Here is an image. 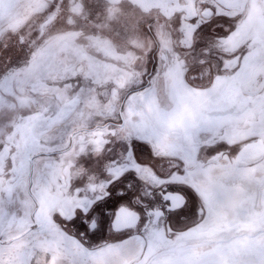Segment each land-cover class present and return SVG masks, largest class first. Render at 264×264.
<instances>
[{
    "label": "rangeland",
    "instance_id": "rangeland-1",
    "mask_svg": "<svg viewBox=\"0 0 264 264\" xmlns=\"http://www.w3.org/2000/svg\"><path fill=\"white\" fill-rule=\"evenodd\" d=\"M178 1L180 0H0V73L9 70L7 77L0 81V90L5 92L8 97L0 100V121L16 119L14 116L18 112L19 105L17 100H20V105H36L34 118L42 123L45 120L44 107L46 106L54 104L58 108L71 107L76 105L77 99L82 100L81 105L84 107L101 104V99H95L92 95L94 91L96 94L99 93L98 85H102L107 79L104 76H97L96 79H102V83L99 84L96 81L97 84L93 85L90 82L96 80L95 75H92L93 79L90 75L84 77L86 74L82 73L80 70L82 67L79 65L86 59V56L82 55V49L86 46L79 43L83 35L77 33V27L94 25L103 28L109 22L114 21L115 26L119 27L121 32H126L125 35L128 39L115 45V48L112 45H106L105 48L122 51L124 54L122 56L125 58H141L144 61L143 57L151 48V42L149 40L146 42L145 34L141 35L132 25L136 20L150 19L149 22H153V28L161 41L160 61L168 64L169 59L172 61L173 58V55L170 57L169 53L178 47V40L182 43L185 42L189 27L195 28L201 22L204 23V27H212L209 25L212 23L207 24L209 21L201 16V12L206 7L215 10V17H217H214L213 21L218 23L217 20L223 19L226 13L228 18L234 16L236 12H232V9L244 6L250 12L249 17L245 19L243 25L245 31L240 33L234 44L236 45V41L251 32L254 43L244 55L239 73L227 84L222 79H215L212 89L201 94L194 91L192 97L183 101L179 112L169 122V127L173 131H183L186 125H193L198 114L207 111L210 105L215 104L219 108V112L213 113V115L217 118L207 121L205 127L199 128V133L210 134L212 137L222 139L221 135L228 127L229 132L234 135L244 134L242 145L248 142L256 143L262 151L260 160L264 159V93L253 97L245 95L237 99L240 94V84L249 80L251 72L264 59V47L260 41V39L264 40V0H182L181 2H188V8L182 6V3L179 5ZM171 4L176 7L171 8ZM180 6L183 8L181 14L176 12L177 9L181 10ZM226 9L230 10L229 14ZM257 22L262 30H258V26H255L254 23ZM200 34L198 31V44L193 49V58L195 57L197 61L198 58L203 57L199 52L202 42ZM128 47H132L134 50L125 51L124 49H128ZM215 50L214 48L213 51ZM149 62L151 66L152 61L149 60ZM151 68L149 67V70ZM261 70L263 71V68ZM242 72L248 74L243 75ZM141 74L143 73L141 72ZM238 74L241 75V78L238 77ZM138 75H140V70H136L134 67V80L138 79ZM259 80L261 81L262 77L257 80L253 79L252 83L255 81L258 83ZM139 85L134 88L142 86V84ZM84 87H88L90 93L87 95L90 97L81 96L82 91H85ZM56 110L53 122H59L61 118L59 109ZM226 110L229 111L227 115L224 114ZM231 110L234 111L231 112ZM75 117L74 115V123L76 122ZM78 117L84 120V126L93 127L113 120L108 116L93 117L87 112ZM74 123L73 130L69 131L68 137L72 132H76L77 135L78 129L82 128ZM53 131V135H55V131L60 130L54 129ZM49 138H46V141L49 142H45L44 138L43 142L34 145L32 148L35 153H32L31 156V158L36 156L32 166L37 165L39 175L37 179L42 181V187L46 188L48 182H43V180L47 172L41 171L43 163L56 160L57 156L59 158L61 150L75 141V137L71 134L68 139L53 146ZM171 143V138L165 136L160 143L155 145L157 154L169 153ZM62 145L65 146L62 147ZM97 150L104 160L109 161L116 155L119 148L112 145V142H108L105 146L97 147ZM28 163L26 161L27 165L30 164ZM255 171L256 169L252 170V172ZM27 173L28 171L24 176L26 180L28 179ZM43 175L44 177L41 178L40 176ZM64 179L66 178L64 177ZM63 181V179L60 180L62 185L65 183ZM65 185L66 183L64 187ZM43 188L37 189L39 191L37 201L41 208L38 210L36 218L38 225L34 229L33 236L18 242L19 246L14 248L12 253H6L4 257L0 258V264H18L19 258L25 250L28 255L24 264H87L80 246L65 236L64 231H61L64 225L60 217L72 213L78 193H73L74 191L71 189L68 194V192L66 193L68 189H57L54 192L51 191L54 189ZM263 219L264 216L254 215L248 225L257 224ZM64 230L66 231L65 228ZM29 241L31 242L29 243ZM6 250L8 252L10 249L6 247ZM96 264H105L104 257L97 260Z\"/></svg>",
    "mask_w": 264,
    "mask_h": 264
},
{
    "label": "snow or ice",
    "instance_id": "snow-or-ice-1",
    "mask_svg": "<svg viewBox=\"0 0 264 264\" xmlns=\"http://www.w3.org/2000/svg\"><path fill=\"white\" fill-rule=\"evenodd\" d=\"M202 78L197 68L192 79ZM145 89L151 85L142 83L140 91ZM7 98L0 90V100ZM179 110L176 100L158 102L137 125L146 138L116 141L119 151L100 174L75 186L79 206L60 219L74 230L65 235L87 264L101 257L105 264H264V223L245 227L254 215L264 216V159L248 161L227 140L199 133L217 118L215 104L193 125L173 131L169 122ZM165 136L171 151L157 154L155 145ZM2 241L0 236V257ZM27 255L25 250L18 264Z\"/></svg>",
    "mask_w": 264,
    "mask_h": 264
},
{
    "label": "crops",
    "instance_id": "crops-1",
    "mask_svg": "<svg viewBox=\"0 0 264 264\" xmlns=\"http://www.w3.org/2000/svg\"><path fill=\"white\" fill-rule=\"evenodd\" d=\"M149 21L150 19L136 20L132 25L141 35L145 34V39L142 36L145 41L149 40L151 42V48L143 57L144 61L141 58H125L122 56L124 55L122 51L114 49L115 45L128 39L125 35L126 32H121V29L115 26L114 21L109 22V25L107 24L103 28L94 25L77 27V33L83 35L79 43L86 46L82 49V55L86 56V59L79 65L82 67L80 68L82 73L86 74L84 77L90 75L93 79L92 75H95V79L97 76H104L107 79L103 83L100 78L90 82L93 85L97 84L96 81L99 84L102 83V85H98L99 93L96 94L93 90L95 94L92 95L95 99L100 98L101 104L84 107L81 105L82 100L77 99L76 105L71 107L58 108L54 104L46 106L44 107L45 120L42 123V121L34 118L36 105H20V100H17L19 101L18 112L16 115L14 113L16 119L0 121V236L3 237L2 243L5 248L11 250V252L6 250L5 254L12 253L13 249L19 246L17 243L30 237L35 229L33 226L38 225L36 218L41 205L37 201V193L39 192L37 189L44 187L43 189H54L51 190L54 192L57 189H68L66 191L68 194L71 189L74 191L73 193H78L75 187L76 184L91 180L94 176L100 174L101 169L107 162L102 158L97 147L105 146L108 142H112V145L117 146L116 141H126L129 137L143 139L145 136L138 130L137 125L144 123L147 118L152 116L158 102L170 103L176 100L179 107H181L184 97L177 90L181 87L186 93L188 91L186 88H182L184 75L181 72L179 77L175 60L169 61L167 70L162 65L159 52H156L161 47V41L153 28V22L150 23ZM197 28L198 26L188 28L186 40L182 43L183 46H192L194 35L198 31ZM84 34H87V36H84ZM106 45H112L114 48L106 49ZM132 47L124 50L133 51L134 48ZM108 52L110 53L108 54ZM155 52L157 60L154 69H156V73L153 72L152 79L149 80L151 90L145 89L143 92L137 90L132 92L134 94H128L129 91L134 89V86H140L139 84L145 81L149 72V60ZM134 67L136 70H140L137 80L133 78ZM84 89L85 91H82L81 96L90 97L87 95L90 93L88 87H84ZM12 101L15 102L14 99ZM56 109H59L61 114L59 122H53L54 115L57 113ZM86 112L92 114L93 117H112L114 124L106 130L92 133L89 138L76 135L75 141L69 146L62 145V147L67 148H64L65 152H61L59 158L57 156L56 160L43 163L41 171L47 172V174L45 177L44 175L40 177H44L43 182H48V187H42V181L37 179L39 177L37 165L32 166L34 158H31V156L35 153L32 147L39 142H43L44 138L45 142H49L46 141V138L50 137V143L53 146L60 144L62 140L68 139L71 136L70 134L68 137L69 131L73 130L74 115L76 116L74 124L80 127V125H83L84 120L78 116ZM118 117L125 121L123 125L118 124ZM70 123L71 126H69ZM54 129L60 131H55L56 134L53 135ZM26 161L30 164L27 165ZM26 171H28L27 180L24 179ZM60 178L65 181V187V183L62 185ZM58 179L60 180L58 181ZM75 203L72 211L79 206L78 198ZM67 215L70 216L71 214ZM62 221V223L65 222V220ZM63 231L64 235L70 233L65 231L64 227Z\"/></svg>",
    "mask_w": 264,
    "mask_h": 264
},
{
    "label": "flooded vegetation",
    "instance_id": "flooded-vegetation-1",
    "mask_svg": "<svg viewBox=\"0 0 264 264\" xmlns=\"http://www.w3.org/2000/svg\"><path fill=\"white\" fill-rule=\"evenodd\" d=\"M181 1L182 0L178 1L179 5L180 3H182L181 4L182 6H185L186 8L189 7L188 2L186 3V1L184 2ZM175 7H176L175 5L171 4V8L174 9ZM177 10H178L176 11L177 13L179 14L183 13L182 7L181 10L180 9ZM207 11H211V15L206 17L204 15V12ZM226 11H228L229 14L230 10L226 9ZM231 11L236 12V14L232 17L229 16L228 18L226 13L223 19L217 20L218 23L213 21L217 17V16L215 17L216 12L213 8L206 7L201 12V16L205 20L209 21L207 24L211 22L212 24L209 25H212V27L211 26H209V28L204 27L203 22H201L198 25L197 29L201 33L200 39L202 41L200 45L201 49H199L200 50L199 52L202 54L201 56H203L198 58L199 59L198 61L195 60L196 59L195 57L193 58L194 56L193 49L198 44L197 33H195L194 35V43L192 44V46L190 47L183 46L182 42L178 40L177 41L178 47L174 48L175 50H172L169 53L170 57L171 55H173L172 61L175 60L176 62V65L178 67L177 70L179 71L178 73L179 77L181 72L184 75L183 76L184 83L182 88H186V90L188 91L186 93L184 89H181V87H179L177 92L183 95L185 101H187L190 97L193 96L192 94L194 93V91H198L199 94H201L204 93L206 90L212 89L215 79H222L224 83L226 82L227 84L232 79H234L237 73H239L241 63H243L242 61L244 55H246L249 48L254 43L253 42L254 40L252 39V32H251L248 35L241 37L239 41H236L237 42L236 45L234 44L235 39L238 36H240V33L245 31L243 25L245 23V19L249 17L250 12L249 10L245 9L244 6L238 7L237 9L234 10L232 9ZM254 24H256L255 26H258V30H262V27L259 26L258 22ZM260 41L264 47V40L260 39ZM214 48L216 49L215 51H213ZM156 52L160 53V49L157 50ZM156 52L152 54L153 55L151 58L152 62H151V66H149L152 68L149 70L145 78L144 85H149V80L154 72L153 70L155 68V63L157 60L155 56ZM161 63L164 66V68H166V70L169 68L167 62L161 61ZM197 68L201 69V76L203 77L202 79H192L193 73ZM261 68H263V71L261 70ZM248 73L242 72L243 75ZM238 77L241 78V75L238 74ZM259 77H262L261 81L259 80L258 83L257 81L252 83L253 79L257 80ZM252 86L254 87L251 88ZM140 89L141 87L134 88L131 91H129L128 94ZM262 93H264V59L261 63H259V65L255 68V70L251 72V77L249 78V80L244 81L240 84V94H238L237 99L245 95L253 97ZM237 106H238V101L236 104V108ZM233 111L234 110H231V112ZM228 113L229 111L226 110L224 114L227 115ZM113 124H114L113 120H108V122L101 123L96 127L80 125V127L82 128L78 129L79 131L77 133V136L87 138V136L90 137L92 133L106 130L107 128L111 127ZM79 132H83V133L80 134ZM71 134L74 137L76 136V132H72ZM221 136H222L221 140H227L235 148H240L242 155L246 160L258 161L262 158L261 157L262 151L260 150L261 148L256 143L248 142L247 144L242 145L244 141V134L238 133L237 135H234L231 132H229V129L227 127V129L224 131V134H222ZM63 150L64 149H62L61 152H63ZM44 154L49 155L50 153H44ZM63 224H64L63 227L66 229V231L75 235L74 230L66 221ZM105 238H107V234H105ZM98 242L99 241H89L90 244L98 243Z\"/></svg>",
    "mask_w": 264,
    "mask_h": 264
},
{
    "label": "water",
    "instance_id": "water-1",
    "mask_svg": "<svg viewBox=\"0 0 264 264\" xmlns=\"http://www.w3.org/2000/svg\"><path fill=\"white\" fill-rule=\"evenodd\" d=\"M204 15L207 17V16H210L211 15V11H207V12H204ZM264 223V219L263 220H260L256 226L259 227L260 224Z\"/></svg>",
    "mask_w": 264,
    "mask_h": 264
},
{
    "label": "bare ground",
    "instance_id": "bare-ground-1",
    "mask_svg": "<svg viewBox=\"0 0 264 264\" xmlns=\"http://www.w3.org/2000/svg\"><path fill=\"white\" fill-rule=\"evenodd\" d=\"M245 227H249V228H256L257 226H256V224H252V225H248V226H245Z\"/></svg>",
    "mask_w": 264,
    "mask_h": 264
}]
</instances>
